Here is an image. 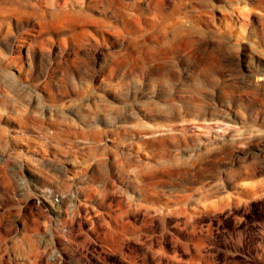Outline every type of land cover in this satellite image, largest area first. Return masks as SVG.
Returning a JSON list of instances; mask_svg holds the SVG:
<instances>
[{
  "label": "rangeland",
  "instance_id": "374dc122",
  "mask_svg": "<svg viewBox=\"0 0 264 264\" xmlns=\"http://www.w3.org/2000/svg\"><path fill=\"white\" fill-rule=\"evenodd\" d=\"M255 133L264 0H0V264H264Z\"/></svg>",
  "mask_w": 264,
  "mask_h": 264
},
{
  "label": "bare ground",
  "instance_id": "6f19581e",
  "mask_svg": "<svg viewBox=\"0 0 264 264\" xmlns=\"http://www.w3.org/2000/svg\"><path fill=\"white\" fill-rule=\"evenodd\" d=\"M20 51H22V50H20ZM240 138H242V136H238L236 139H240ZM249 140H251L253 142H257L258 146H262V148L260 150L263 151V149H264V133H255L249 137ZM246 144L249 145V143H246ZM45 199H46V201H48V203H50V201L47 198H45ZM54 211H56V210H54Z\"/></svg>",
  "mask_w": 264,
  "mask_h": 264
}]
</instances>
